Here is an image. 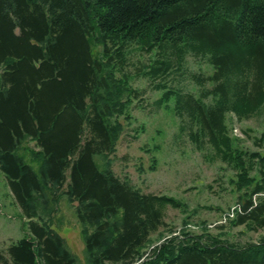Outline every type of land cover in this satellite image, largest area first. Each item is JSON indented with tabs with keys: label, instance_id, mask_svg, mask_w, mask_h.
Here are the masks:
<instances>
[{
	"label": "trees",
	"instance_id": "obj_1",
	"mask_svg": "<svg viewBox=\"0 0 264 264\" xmlns=\"http://www.w3.org/2000/svg\"><path fill=\"white\" fill-rule=\"evenodd\" d=\"M134 52L135 76L162 91L154 103L173 98L180 129L245 190L229 223L264 229V129L247 149L226 117L264 106V0H0V173L28 229L0 248V264H81L44 220L63 195L76 202L87 264H264V235L238 243L183 228L150 248L172 232L168 207L183 204L99 167L144 91L124 71ZM188 56L211 70L189 71ZM184 77L196 92L169 85Z\"/></svg>",
	"mask_w": 264,
	"mask_h": 264
},
{
	"label": "rangeland",
	"instance_id": "obj_2",
	"mask_svg": "<svg viewBox=\"0 0 264 264\" xmlns=\"http://www.w3.org/2000/svg\"><path fill=\"white\" fill-rule=\"evenodd\" d=\"M100 45L93 46L96 56ZM146 58V57H145ZM131 63L124 71L128 72L129 84L135 89H144L141 95L133 98L128 112L129 118L119 117L124 128L121 131L114 152L106 157L96 156L100 168L110 167L121 179L129 180L145 193L166 194L175 197L183 208L168 207L165 217L166 229H160L151 237L149 247L161 243L166 237L179 233L183 228L200 233L207 229L211 233L225 234L230 241L238 243L257 242L264 229L247 230L244 225H231V213L239 205L245 190H238L233 183V170L225 163L210 159L209 150H198L188 138L186 130L180 129V120L173 112L171 98L162 105L154 101L162 91L151 88L148 81L135 76L139 65L134 52ZM187 68L193 72H209L210 66L202 59L187 57ZM118 76H124L119 73ZM169 85L197 91V86L187 77ZM227 123L232 135L240 139L242 147L255 150L253 143L264 129V106L246 119H237L227 113ZM33 146V142H29ZM23 153L22 150L19 151ZM29 156H27V160ZM35 165V164H34ZM75 203L65 195L57 204L51 205L49 212L43 213L44 220L50 222L64 238L67 248L77 261L87 264L88 254L81 233L83 224L78 220ZM234 207V208H233ZM27 219L12 195L7 180L0 173V248L5 250L13 241L23 237L28 231ZM222 225L223 227H219Z\"/></svg>",
	"mask_w": 264,
	"mask_h": 264
},
{
	"label": "bare ground",
	"instance_id": "obj_3",
	"mask_svg": "<svg viewBox=\"0 0 264 264\" xmlns=\"http://www.w3.org/2000/svg\"><path fill=\"white\" fill-rule=\"evenodd\" d=\"M215 152V151H214ZM234 208V207H233ZM233 212V211H232ZM234 213V212H233Z\"/></svg>",
	"mask_w": 264,
	"mask_h": 264
}]
</instances>
